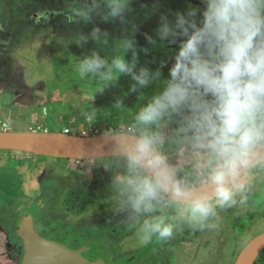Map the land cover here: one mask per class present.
Returning a JSON list of instances; mask_svg holds the SVG:
<instances>
[{
  "label": "clouds",
  "instance_id": "obj_1",
  "mask_svg": "<svg viewBox=\"0 0 264 264\" xmlns=\"http://www.w3.org/2000/svg\"><path fill=\"white\" fill-rule=\"evenodd\" d=\"M133 2L65 0L70 22L93 26L63 42L95 45L76 62L82 80L101 85L82 94L89 123L97 120L96 94L129 80L110 107L117 119L94 139L89 158L107 173L112 211L147 244L184 227L215 229L264 178V0H186L182 10L163 12L156 0L157 26L143 33L150 47L138 45L135 23L119 37L94 23L129 24ZM166 46L174 48L152 58L156 67L140 62ZM130 94L132 107L124 103Z\"/></svg>",
  "mask_w": 264,
  "mask_h": 264
},
{
  "label": "rangeland",
  "instance_id": "obj_2",
  "mask_svg": "<svg viewBox=\"0 0 264 264\" xmlns=\"http://www.w3.org/2000/svg\"><path fill=\"white\" fill-rule=\"evenodd\" d=\"M191 2L198 3V0ZM155 3L156 0H134L133 12L127 17L129 24L105 23L99 17L94 23L107 30L111 37L121 36L126 27L135 23L139 26L138 45L150 47L143 33L153 34L159 12L182 10L186 6V0H160L159 12L152 13ZM65 8V0H0L1 132L64 133L67 130L74 136L98 137L117 119L118 114L110 107L117 96L127 91L129 80L125 77L120 78L118 86L97 93L90 102L101 117L95 126H88V121L81 115L87 107L82 104V94L96 92L101 85L91 78L82 80L76 71V62L95 45L90 41L84 48L75 44L67 48L63 39L77 32L87 33L93 25L70 22L72 17L66 16ZM172 48L174 46H166L148 55L141 54L140 62L154 68L157 65L150 63L152 58H164L165 52ZM164 72L166 75L167 69ZM133 95L124 100L129 107L137 101L136 96L135 102L131 100ZM119 119H123V115H119ZM0 160L1 172L10 176L6 186H1V204L6 203L7 207L1 208L0 264H19L20 261L21 243L14 232V206L22 204L36 209L39 200L46 198L51 199V203L47 202L51 207L46 217L49 222L54 221V228L57 226L60 231L66 232L70 226L84 228L90 233L125 228L118 237V261L134 254L139 256L153 246L151 254L140 256L131 264L202 262L200 258L196 262H186L178 255L177 246L184 243L200 249L208 246L214 249L213 257H203L209 260L203 264H234L242 249L264 233V178L258 177L254 181L247 203L237 204L221 213L215 229L192 231L184 227L167 242L153 239L144 244L139 234L127 229L122 217L112 211L105 187L108 180L104 186L96 185L103 172L96 170L101 167H93V160L47 158L4 149L0 150ZM15 181L18 186L12 185ZM56 233L54 229L53 239L57 237ZM259 256L256 264H264V252Z\"/></svg>",
  "mask_w": 264,
  "mask_h": 264
},
{
  "label": "water",
  "instance_id": "obj_3",
  "mask_svg": "<svg viewBox=\"0 0 264 264\" xmlns=\"http://www.w3.org/2000/svg\"><path fill=\"white\" fill-rule=\"evenodd\" d=\"M96 137H82L64 133L42 132H0V150H14L36 147L68 148L92 154L93 141ZM15 236L21 242L19 264H126L111 261L113 235L120 230H107L100 237L84 240L77 249L68 244L48 239L44 233L37 230V219L41 222L46 218L47 200L39 202L36 209H25L14 206ZM264 250V233L253 238L240 252L234 264H255L260 253ZM84 254L95 256L88 260ZM134 258H138L137 255Z\"/></svg>",
  "mask_w": 264,
  "mask_h": 264
},
{
  "label": "flooded vegetation",
  "instance_id": "obj_4",
  "mask_svg": "<svg viewBox=\"0 0 264 264\" xmlns=\"http://www.w3.org/2000/svg\"><path fill=\"white\" fill-rule=\"evenodd\" d=\"M42 200H39V202ZM46 200H47V202L49 201V203H51V199L46 198ZM49 203H48L47 213L50 211V204ZM23 206L24 205H22L21 207H23ZM36 221H37V227L36 228H37V230H39V232L44 233L47 238L53 239V237L51 236V233L55 229L57 231V233H56L57 237H54L55 238L54 240L68 244L73 249H77L84 240L100 237L103 232L107 231L106 229H102L99 233H90L84 228H79V227H74V226L71 227L70 226L68 231L63 232V231H60V229L57 226H56V228H54V221L49 222L47 217L42 222H41V220H38V219ZM52 223H53V225H52ZM14 228H15V218H14ZM124 229L122 231H120L119 233L113 235V242L114 243H113V246L111 248V256H112L111 261L113 263L131 264L132 261L138 260V258H139V256H138V258H134V256H135V254H134L131 257L126 258L124 261L116 260L117 259L116 247L118 245V237H119V235L124 233ZM112 230L116 232L118 229H112ZM112 230H110V231H112ZM14 232H15V230H14ZM18 241L20 242L19 239H18ZM148 248H150V247H148ZM148 248L142 252V254L140 255L141 257H144L146 255L148 256L149 254L152 253L153 250L150 252L148 250ZM84 257L88 260H95V256H93L91 254H84Z\"/></svg>",
  "mask_w": 264,
  "mask_h": 264
},
{
  "label": "crops",
  "instance_id": "obj_5",
  "mask_svg": "<svg viewBox=\"0 0 264 264\" xmlns=\"http://www.w3.org/2000/svg\"><path fill=\"white\" fill-rule=\"evenodd\" d=\"M134 98H135V95L131 96V100H133ZM134 102H135V99H134ZM128 104H129V102H128ZM100 119H101L100 115H97L96 121H100ZM88 124H89L88 126H95L96 125L95 123L94 124L89 123V121H88ZM1 174H3V173L1 172V160H0V234H1V208H2V206L5 208L7 207L6 203L1 204V186H6V183H8L7 179H8V177H10V176H7L5 174H3V175H1ZM1 180L4 181V183H1ZM14 183H15V185L12 184L13 186H18L17 181H15ZM9 186H11V184H9ZM20 206H22V204ZM50 207H51V205H50ZM23 208L30 209V207H26L25 205L23 206ZM14 218H16L15 212H14ZM50 240H54V239H50ZM0 245H1V240H0ZM190 245H192V244L184 243V244H180V246H177V249H178L177 253L184 261H186V262L187 261L188 262L195 261L196 262V260L200 258L199 260H202V262L200 261L196 264H203L206 262L208 263V261H209V260L205 259L206 256H207V259H209L210 256L213 257L214 249L212 247L208 246V248L203 247V249H200V247H197L195 245H192V246H190ZM203 257H205V258H203ZM139 258H140V255H139Z\"/></svg>",
  "mask_w": 264,
  "mask_h": 264
},
{
  "label": "bare ground",
  "instance_id": "obj_6",
  "mask_svg": "<svg viewBox=\"0 0 264 264\" xmlns=\"http://www.w3.org/2000/svg\"><path fill=\"white\" fill-rule=\"evenodd\" d=\"M28 153L35 154L37 156L47 157V158H56V159H66L74 161H88L91 160L89 156L84 152H80L68 148H59V147H36L30 149H24Z\"/></svg>",
  "mask_w": 264,
  "mask_h": 264
},
{
  "label": "trees",
  "instance_id": "obj_7",
  "mask_svg": "<svg viewBox=\"0 0 264 264\" xmlns=\"http://www.w3.org/2000/svg\"><path fill=\"white\" fill-rule=\"evenodd\" d=\"M98 172H103V177H102V179L98 182V180H97V182H96V185H98V186H104L105 185V183H106V181L108 180V176H107V173L103 170V169H96ZM94 176V175H93ZM100 179V178H99ZM104 179H106L105 181H104ZM94 181V180H93ZM107 184V183H106ZM92 185H95V184H92ZM121 227V225L120 226H118V228H120ZM260 235V234H259ZM149 251H152L153 250V246H151L149 249H148ZM264 252V250L260 253V254H262ZM260 257V256H259ZM258 257V258H259ZM257 258V259H258ZM256 262H257V260H256ZM256 262H255V264H256Z\"/></svg>",
  "mask_w": 264,
  "mask_h": 264
},
{
  "label": "built area",
  "instance_id": "obj_8",
  "mask_svg": "<svg viewBox=\"0 0 264 264\" xmlns=\"http://www.w3.org/2000/svg\"><path fill=\"white\" fill-rule=\"evenodd\" d=\"M64 134L72 135V134H70V132H68L67 130L64 132Z\"/></svg>",
  "mask_w": 264,
  "mask_h": 264
}]
</instances>
